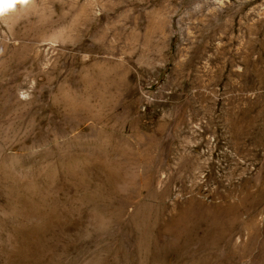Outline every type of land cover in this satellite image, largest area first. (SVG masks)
Here are the masks:
<instances>
[{"label":"rangeland","instance_id":"374dc122","mask_svg":"<svg viewBox=\"0 0 264 264\" xmlns=\"http://www.w3.org/2000/svg\"><path fill=\"white\" fill-rule=\"evenodd\" d=\"M0 264H264V0H0Z\"/></svg>","mask_w":264,"mask_h":264},{"label":"clouds","instance_id":"9594fccd","mask_svg":"<svg viewBox=\"0 0 264 264\" xmlns=\"http://www.w3.org/2000/svg\"><path fill=\"white\" fill-rule=\"evenodd\" d=\"M11 7H12L11 5L5 4V5H4V10H7V9H9V8H11Z\"/></svg>","mask_w":264,"mask_h":264},{"label":"bare ground","instance_id":"6f19581e","mask_svg":"<svg viewBox=\"0 0 264 264\" xmlns=\"http://www.w3.org/2000/svg\"><path fill=\"white\" fill-rule=\"evenodd\" d=\"M172 1H174V0H172ZM182 1V0H181ZM155 2V1H154ZM195 2V1H194ZM184 6V5H183ZM179 7V6H178ZM230 7V6H229ZM177 8V7H176ZM190 10V9H189ZM241 13V12H240ZM177 16V15H176ZM174 18V17H173ZM217 18V17H216ZM233 29V28H232ZM232 42V41H231ZM198 255V254H197ZM194 260V259H193Z\"/></svg>","mask_w":264,"mask_h":264}]
</instances>
